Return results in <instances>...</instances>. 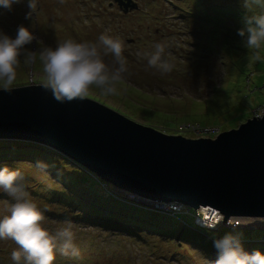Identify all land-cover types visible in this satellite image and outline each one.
Wrapping results in <instances>:
<instances>
[{
    "label": "rangeland",
    "instance_id": "1",
    "mask_svg": "<svg viewBox=\"0 0 264 264\" xmlns=\"http://www.w3.org/2000/svg\"><path fill=\"white\" fill-rule=\"evenodd\" d=\"M111 1L0 0V89L79 91L189 139L264 112V0H134L126 14ZM54 156L0 154V264H264V240L248 239L264 237L260 224L217 222L206 237L185 210L175 235L160 218L131 233L120 215L142 203L104 184L109 195L91 191L98 185Z\"/></svg>",
    "mask_w": 264,
    "mask_h": 264
},
{
    "label": "water",
    "instance_id": "2",
    "mask_svg": "<svg viewBox=\"0 0 264 264\" xmlns=\"http://www.w3.org/2000/svg\"><path fill=\"white\" fill-rule=\"evenodd\" d=\"M123 14L133 0H112ZM0 139L44 146L150 207L209 208L222 224L262 221L264 113L214 138L168 135L64 89H0Z\"/></svg>",
    "mask_w": 264,
    "mask_h": 264
},
{
    "label": "trees",
    "instance_id": "3",
    "mask_svg": "<svg viewBox=\"0 0 264 264\" xmlns=\"http://www.w3.org/2000/svg\"><path fill=\"white\" fill-rule=\"evenodd\" d=\"M52 86V85H51ZM55 87V86H54ZM66 91H69V92H72L74 94H80L79 91H74V90H66ZM83 96V95H81ZM84 97V96H83ZM87 98H90L89 96H87ZM114 110V109H113ZM116 111V110H115ZM264 111V110H263ZM118 112V111H116ZM120 113V112H118ZM121 114V113H120ZM123 115V114H122ZM125 116V115H123ZM126 117V116H125ZM11 145H14V148H9V149H3V150H0V154H4L6 152H12V153H22V152H25L27 151V153H31V154H36V153H39L41 156H45L47 159H55L56 157L58 156H54L56 155L57 153L56 152H53L51 151L50 149H47V148H44L43 146H40V145H37V144H34V143H30V142H24V141H12L10 143ZM18 146H20L18 148ZM25 147H29L28 150H26ZM53 153V154H52ZM59 155V154H57ZM6 160V158H5ZM64 161H66V159H63ZM69 165H73L72 167H74V169L76 170H80L81 171V174L85 177V180H88L90 179L93 183L97 184L98 186H96V188H88L90 189L91 191L93 192H98V193H101L103 195H109L108 192H105V190H103L100 186L101 184H104L106 187H111L109 184L101 181L100 179L98 178H94L92 179L91 175L87 174L85 169H83L82 167H80L79 165H75V164H69ZM95 187V186H94ZM110 189V188H109ZM115 193V192H114ZM118 205H124V203L122 204V202H117ZM126 205H129L133 211V213H130V214H127V213H121L120 216H124V220L123 222L125 223V226H131L130 224H132L129 232H133L134 231V228L135 227H141V221L145 222V223H154L157 219H161L163 222L162 224V228H164L165 230H168L169 233L168 234H172V235H175V231L177 229L176 227V221L178 219H181L180 217V214H184L183 213H178V214H174V215H170L169 213L167 212H163V211H156V210H153V209H150L148 208L145 204H141L139 202V204L141 205H138L136 203H131V202H126L125 203ZM143 205V206H142ZM108 209H111V215H108L106 214L107 216H109L110 218L114 216V211L113 210H116V208H113V207H109ZM108 209L106 211H108ZM94 212H97V210H93ZM97 213H100V212H97ZM147 214V215H146ZM198 214L197 211H191L190 209L188 210V213L187 215L191 217V221H187V227H191V228H194L196 229L199 233H202L203 235H205L206 237H210L213 232L211 230H208V229H204V228H201L199 227L198 225H196L194 222H193V216ZM113 215V216H112ZM151 215L153 216V218L151 217ZM185 215V214H184ZM122 216V217H123ZM125 216L127 219H125ZM119 217V216H118ZM147 217V218H146ZM166 217H170V218H167L169 219V223H164L166 222L167 220H164ZM177 219V220H176ZM186 219V218H185ZM187 220V219H186ZM139 221V222H137ZM129 222V223H128ZM156 224H157V221H156ZM178 224V223H177ZM167 225V226H166ZM179 227V226H178ZM182 227V226H181ZM153 229V228H152ZM183 229V235L182 236H185L186 234H191L195 237V234L193 233V231L189 230L188 228H185V227H182ZM154 230V229H153ZM159 233H162L160 230H157ZM135 232V231H134ZM139 233V232H136V234ZM164 233V232H163ZM199 237V236H198ZM249 240L252 241V243H258L260 240H264V237L260 238V237H252V236H248ZM196 238V237H195ZM185 239V238H184ZM201 243H203L204 245L208 242L206 241V239H204L202 236L199 237ZM247 239V238H246Z\"/></svg>",
    "mask_w": 264,
    "mask_h": 264
},
{
    "label": "built area",
    "instance_id": "4",
    "mask_svg": "<svg viewBox=\"0 0 264 264\" xmlns=\"http://www.w3.org/2000/svg\"><path fill=\"white\" fill-rule=\"evenodd\" d=\"M150 207L153 210L168 212L171 215L178 214V213H183V212H185V210H188L187 207H184V206H182L180 204H175V203H170V204H155V205H151ZM199 215L200 216H203V219H205V220H208L209 219L211 221L209 223H206L204 221H200L202 218L201 219H198V217L200 218V216L195 217L198 221H200L205 226H208V224H211V225H209L211 227L217 225V222H218L217 217H215V216H213L212 218L211 217H208L207 215H205V212H203V211H199Z\"/></svg>",
    "mask_w": 264,
    "mask_h": 264
},
{
    "label": "bare ground",
    "instance_id": "5",
    "mask_svg": "<svg viewBox=\"0 0 264 264\" xmlns=\"http://www.w3.org/2000/svg\"><path fill=\"white\" fill-rule=\"evenodd\" d=\"M205 209H206V210H209V209H207V208H201L200 210H205ZM206 215H208V216L210 215V217H212V216H211L212 213L209 212V211L206 213ZM197 216H200L199 213H198ZM198 219H201V218L198 217ZM233 220L237 221V222H234L233 225H234V224H237V223H239V225H242V224H243L242 221H243V222H246V224H248V223H250V224H252V225L260 224V225L262 226V221L259 220V219H252V220L233 219ZM200 221H204V222H206V223L211 222L209 219H208V220L201 219ZM229 222H230V221H229ZM209 225H211V224H208V226H209ZM218 225H220V224H218ZM221 225L223 226L224 224H221Z\"/></svg>",
    "mask_w": 264,
    "mask_h": 264
},
{
    "label": "clouds",
    "instance_id": "6",
    "mask_svg": "<svg viewBox=\"0 0 264 264\" xmlns=\"http://www.w3.org/2000/svg\"><path fill=\"white\" fill-rule=\"evenodd\" d=\"M264 112H262L261 114H255L256 116H261L262 114H263ZM92 175V174H91ZM93 176V175H92ZM148 207V206H147ZM148 208H150L151 209V207H148ZM188 210H189V208H187ZM207 209H209V208H207ZM197 211H199V210H197ZM200 211H203V212H205V215H206V213L209 211V212H211L212 213V217L213 216H215V217H217V219H218V222L219 223H221L222 224V222H221V217L218 215V213L215 211H213L212 209H209V210H200ZM168 213V212H167ZM208 216V215H207ZM208 217H210V215L208 216ZM211 217V218H212ZM200 218H202L203 219V216H200ZM197 220V219H196ZM198 221V220H197ZM218 223V224H219ZM196 225H198L199 227H201V228H204V229H208V230H214V229H210L209 228V226H205L204 224H202L200 221H198V224H196ZM225 225H227V223L225 224ZM222 226V225H221Z\"/></svg>",
    "mask_w": 264,
    "mask_h": 264
},
{
    "label": "flooded vegetation",
    "instance_id": "7",
    "mask_svg": "<svg viewBox=\"0 0 264 264\" xmlns=\"http://www.w3.org/2000/svg\"><path fill=\"white\" fill-rule=\"evenodd\" d=\"M133 1H134V0H133ZM112 5H113V6H118L117 3L111 1V2L109 3V6H112Z\"/></svg>",
    "mask_w": 264,
    "mask_h": 264
}]
</instances>
